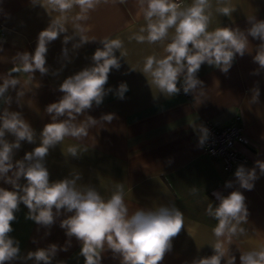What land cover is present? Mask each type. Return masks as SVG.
<instances>
[{
  "label": "crops",
  "instance_id": "1",
  "mask_svg": "<svg viewBox=\"0 0 264 264\" xmlns=\"http://www.w3.org/2000/svg\"><path fill=\"white\" fill-rule=\"evenodd\" d=\"M183 1L181 6L192 3V0ZM224 6L235 9L230 17L217 11ZM209 11V31L230 27L246 33L251 27L249 18L264 20V0H221L219 3L211 0ZM78 14V7L66 14L68 31L47 46L48 72L41 75L37 70L32 78L31 73L21 68L12 74L19 84L16 89H9L11 104L6 105L0 100V112L5 107L20 112L36 132V142L22 141L21 147L15 150L14 161L38 146L41 130L51 122L46 106L63 95L59 91L60 84L67 77L92 66V55L102 47L100 38H118L123 41L120 51L125 54L120 58L121 67L110 71L101 104H93L78 117L80 122L91 116L97 124L89 128L88 136L82 140L68 137L49 149L45 165L50 182L79 174L78 183L95 187L105 197L111 195L116 183H122L130 212L162 205L177 207L184 215V227L172 239V248L160 264H191L194 259L213 255L211 244L216 238L212 229L217 221L207 215L206 209L210 203L213 208L219 204L218 194L227 196L238 190L245 196L248 217L241 225L245 232L234 236L229 248L235 256V264H240L241 252L264 244V174L256 166L257 161L264 162V69L254 61L261 41L248 36L251 51L242 57L237 54L227 73L204 63L197 73L203 83L196 90L187 94L182 90L175 96L166 97L140 71L148 56L165 55L164 47L169 40L149 44L131 38L147 35L140 33L146 21L137 0H127L125 4L101 3L90 12L87 21H77ZM50 15L55 18L59 14L51 12ZM50 15L32 0H0V28L5 35L4 41L0 42V77L15 66L17 53L34 52L39 33L51 22ZM77 23L87 29L88 37L97 40L73 48L79 41L78 36H73ZM173 32L174 29L170 30V36ZM65 35L73 36L66 45L63 43ZM64 48L66 54L62 51ZM115 55L119 57V51ZM122 82L128 86L123 99L116 94ZM179 83L183 84V75ZM255 88L259 89V102L252 101ZM18 91L24 95L18 97ZM106 114H115L111 122L102 119ZM235 117H239L245 137L237 150L246 161L238 167H255L259 177L253 182L252 190L241 188L236 181L234 173L238 167L226 174L222 162L205 155L199 145L205 122L221 128ZM5 138L14 140L7 133ZM69 146H77L82 152L78 157L67 156ZM85 148L87 151H83ZM229 181L232 186L226 187ZM24 182L22 178L20 183ZM0 187L11 190V185L2 180ZM27 213L23 204L15 213L17 219L12 222L13 231L9 235L19 242L20 258L10 264H34L33 260L25 259L27 253L50 244L68 249L58 250L52 264H84V258L79 254L80 242L72 237L69 246V238L60 227V222L71 213L62 210L55 222L47 227L27 219ZM101 264H121V258L106 250L102 253ZM221 264H225L224 260Z\"/></svg>",
  "mask_w": 264,
  "mask_h": 264
},
{
  "label": "clouds",
  "instance_id": "2",
  "mask_svg": "<svg viewBox=\"0 0 264 264\" xmlns=\"http://www.w3.org/2000/svg\"><path fill=\"white\" fill-rule=\"evenodd\" d=\"M110 2L125 4L127 0H32L34 5L44 7L49 15L51 12L59 15L55 18L50 15L51 22L39 33L34 52L17 53L15 66L0 77V100L6 105L11 104L9 89H16L19 84L12 74L21 68L31 75L37 70L41 75L48 72L47 46L61 33L68 31L65 26L68 12L78 7L76 20L87 21L91 11L101 3ZM137 4L146 21L140 33L147 35H134L131 38L149 44L169 40L164 47L165 55L148 56L140 71L166 97L179 93L177 85L182 75L184 93L196 90L203 83L197 73L204 63L227 73L237 54L242 57L251 51L248 36L261 41L254 61L264 69V20L249 18L251 27L246 33L230 27L209 31L211 0H192L187 6H181L176 0H137ZM234 10L228 6L217 8L218 12L229 17ZM73 30V36L79 37L73 48L97 40L88 37L85 34L87 29L79 23L75 24ZM73 36L65 35L63 43L68 44ZM99 43L102 47H98L92 55V66L67 77L60 84L59 91L63 95L45 109L51 116V122L41 130L38 146L25 153L20 160L14 161L15 150L21 147L22 141L35 143L36 132L20 112L9 111L7 107L0 112V180L11 185V190L0 187V264H10L20 258L19 242L9 234L13 231L12 222L17 219L15 213L21 204L28 209L27 219L45 227L51 226L62 210L71 213L60 222V227L69 238V246L72 237L80 242L79 254L84 258V264H101L102 253L106 250L118 254L121 264H160L172 248V239L184 227V215L174 205L149 210L138 208L130 212L122 183H116L111 195L105 197L95 187L78 183L79 174L50 182V173L45 165L49 149L61 144L65 138L82 140L88 136L89 128L96 125L97 120L87 116L78 122V117L91 109L93 104H101L110 71L121 67L120 58L125 55L120 51L123 41L105 36L99 39ZM62 51L67 53L66 48ZM117 51L119 57L115 55ZM127 91V84L122 82L116 94L123 99ZM22 95L23 92H17L18 97ZM252 101L259 102L258 88L253 89ZM114 116L106 114L102 119L111 122ZM202 132L200 146L208 137L206 129H202ZM6 133L14 140L6 139ZM81 152L77 146L67 148V156L78 157ZM256 166L264 174V162L257 161ZM234 175L240 187L246 190H252L253 182L259 178L255 167L246 169L239 166ZM22 178L25 181L23 184L20 183ZM231 186V181L226 183V187ZM218 198L219 204L215 208L210 203L206 209L207 215L217 221L212 229L216 238L211 244L213 255L194 259L191 264H221L222 260L225 264H235V256L230 253L229 245L234 236L245 232L241 227L248 217L245 196L237 190L227 196L218 194ZM58 250L68 249L50 244L47 248L29 251L25 259L33 260L34 264H52ZM240 264H264V244L241 252Z\"/></svg>",
  "mask_w": 264,
  "mask_h": 264
},
{
  "label": "built area",
  "instance_id": "3",
  "mask_svg": "<svg viewBox=\"0 0 264 264\" xmlns=\"http://www.w3.org/2000/svg\"><path fill=\"white\" fill-rule=\"evenodd\" d=\"M180 5L183 0H176ZM5 35L0 28V42L4 41ZM179 92L183 90V84L178 83ZM203 129L208 132L202 151L205 155L214 160L222 162V169L226 174L234 171L239 164L244 163L246 159L241 156L237 146L245 142L243 127L239 123V117H235L227 126L216 127L211 122H205Z\"/></svg>",
  "mask_w": 264,
  "mask_h": 264
}]
</instances>
